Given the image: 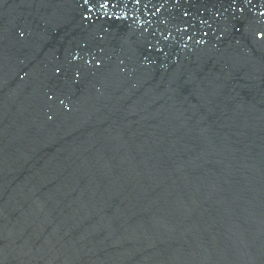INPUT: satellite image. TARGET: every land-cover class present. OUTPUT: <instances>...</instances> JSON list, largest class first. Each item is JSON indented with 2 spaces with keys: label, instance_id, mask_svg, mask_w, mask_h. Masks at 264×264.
I'll list each match as a JSON object with an SVG mask.
<instances>
[{
  "label": "water",
  "instance_id": "water-1",
  "mask_svg": "<svg viewBox=\"0 0 264 264\" xmlns=\"http://www.w3.org/2000/svg\"><path fill=\"white\" fill-rule=\"evenodd\" d=\"M0 264H87L45 154L1 59Z\"/></svg>",
  "mask_w": 264,
  "mask_h": 264
}]
</instances>
